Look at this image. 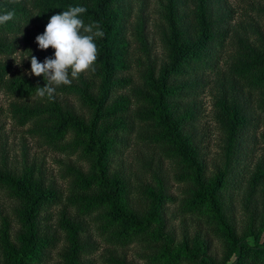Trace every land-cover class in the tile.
<instances>
[{
  "label": "trees",
  "instance_id": "trees-1",
  "mask_svg": "<svg viewBox=\"0 0 264 264\" xmlns=\"http://www.w3.org/2000/svg\"><path fill=\"white\" fill-rule=\"evenodd\" d=\"M134 1L0 0V98L66 157L64 186L0 161V264H264V0H168L157 38ZM69 5L105 33L96 70L41 100L14 57Z\"/></svg>",
  "mask_w": 264,
  "mask_h": 264
},
{
  "label": "clouds",
  "instance_id": "clouds-1",
  "mask_svg": "<svg viewBox=\"0 0 264 264\" xmlns=\"http://www.w3.org/2000/svg\"><path fill=\"white\" fill-rule=\"evenodd\" d=\"M86 12L84 6L69 5L67 10L51 15L44 32L38 34L35 41L41 50L54 49L53 55L45 57L43 62L31 54L22 58L30 57L29 75L43 76L46 81L44 86L37 85V98L52 101L57 87L70 86L81 74L95 72L99 55L95 41L105 33L98 21L85 23L82 16ZM14 15L12 11L0 14V25L14 19ZM14 59L18 65L22 61Z\"/></svg>",
  "mask_w": 264,
  "mask_h": 264
},
{
  "label": "rangeland",
  "instance_id": "rangeland-1",
  "mask_svg": "<svg viewBox=\"0 0 264 264\" xmlns=\"http://www.w3.org/2000/svg\"><path fill=\"white\" fill-rule=\"evenodd\" d=\"M168 0H136L134 1V9L136 11H142L143 6L146 11L145 14L150 18V27L157 24L159 20L160 13L163 12V7L167 4ZM235 3V0H232ZM152 35L156 36V33L153 31V26L151 27ZM30 52L31 55H35L41 58V50H39L37 44L33 43V47ZM29 53L19 54L16 56V60H21L24 56H29ZM15 64L19 66L22 70H28L31 67L30 57L26 59H22L21 63L18 65L15 61ZM209 91H205L202 95L201 100L204 103V106L207 108V118H209V111L211 110V99L208 96ZM9 100L1 96L0 98V106L3 107L2 112H0V161L4 156H6L11 165L14 163L17 164L19 168L23 166L31 167L34 169L35 173L38 174L40 171L46 174L48 179H54L61 186H64L65 183L61 180L59 176V172L63 168V161L66 159L64 154H61L55 150L48 148L42 141L31 138L28 136L26 132V128L18 126L13 119L10 117L8 109ZM209 136V153L210 155L214 154L217 146H215V133L211 132L208 134ZM139 151L130 149L127 153L128 161L134 162L138 155H142ZM140 152V153H137ZM148 152H145L147 155ZM2 200V196H0V202ZM232 202H241V194L236 195ZM182 218H177L176 227H178V231L181 233L183 230L182 225L186 223V221L182 222ZM187 225L189 228V233L191 235L195 234L198 223L196 221L187 220ZM184 227V226H183ZM220 245L215 247L216 251H218ZM136 249H131V255L134 256L136 254Z\"/></svg>",
  "mask_w": 264,
  "mask_h": 264
}]
</instances>
